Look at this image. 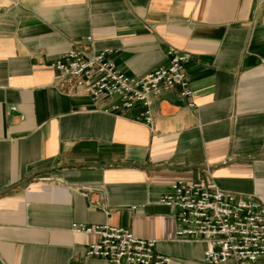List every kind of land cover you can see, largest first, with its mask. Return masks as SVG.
I'll return each mask as SVG.
<instances>
[{
	"label": "crops",
	"instance_id": "crops-1",
	"mask_svg": "<svg viewBox=\"0 0 264 264\" xmlns=\"http://www.w3.org/2000/svg\"><path fill=\"white\" fill-rule=\"evenodd\" d=\"M88 47L130 77L187 52L191 95L152 97L149 128L140 106L57 76L55 59ZM200 180L264 203V0H0V264H108L73 223L206 264L160 202Z\"/></svg>",
	"mask_w": 264,
	"mask_h": 264
},
{
	"label": "built area",
	"instance_id": "built-area-1",
	"mask_svg": "<svg viewBox=\"0 0 264 264\" xmlns=\"http://www.w3.org/2000/svg\"><path fill=\"white\" fill-rule=\"evenodd\" d=\"M167 56L166 64L140 77L121 73L108 59L107 51L91 47L70 49L51 66L61 80L73 82L93 98L117 96L125 109L140 106L141 120L152 128V97L174 88H179L181 96L191 95L185 72L190 54L169 49ZM160 202L175 211L177 240L206 243L204 263L221 264L234 259L238 264H251L264 258V203L256 197L224 191L203 180L178 181ZM71 230L96 234L98 240L86 247L85 254L108 264L171 262L156 251L155 240L136 237L124 228L73 223Z\"/></svg>",
	"mask_w": 264,
	"mask_h": 264
}]
</instances>
